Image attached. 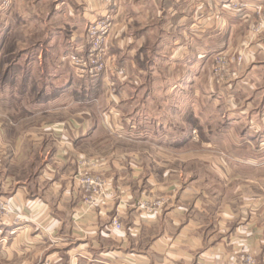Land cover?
Listing matches in <instances>:
<instances>
[{
  "label": "crops",
  "instance_id": "obj_1",
  "mask_svg": "<svg viewBox=\"0 0 264 264\" xmlns=\"http://www.w3.org/2000/svg\"><path fill=\"white\" fill-rule=\"evenodd\" d=\"M237 1L243 10H230L229 0H14L7 20L18 9L40 21L22 9L52 7L42 21L43 61L0 81V195L14 210L9 219L21 218L4 225L15 233L0 244L5 255L24 264H236L252 255L264 264V32H252L264 0ZM103 18L109 68L133 73L132 82L117 80L118 96L106 76L80 80L67 60ZM222 52L244 55V78L228 99L248 106L224 113L231 122L214 133L205 119L221 113H206L205 104L221 103L210 69ZM37 69L54 74L34 78ZM105 91L114 112L99 106ZM241 124L244 132H233ZM216 147L239 169L207 161L214 169L205 174V149ZM83 172L106 180L91 206Z\"/></svg>",
  "mask_w": 264,
  "mask_h": 264
},
{
  "label": "rangeland",
  "instance_id": "obj_2",
  "mask_svg": "<svg viewBox=\"0 0 264 264\" xmlns=\"http://www.w3.org/2000/svg\"><path fill=\"white\" fill-rule=\"evenodd\" d=\"M233 2V3H232ZM229 9L230 10H243L245 8V4L241 1H237V0H229ZM12 7H14V0H12V4L10 8H3V2L0 1V81L3 78H8V77H21L22 74L24 73V68H25V64L29 63V62H42L44 55H43V51L47 49V44H46V35H47V27H44V25L42 24V21H44L47 18V13L51 11V7L52 4H46L43 9L46 11V13H43V9L39 8L37 6H35V4H31L30 8H25L22 9V14L25 11H33L32 13H34L35 15H37L41 20H35L33 22H28L26 21L27 18H29L27 15L26 17H20L19 14V10H16V15H14V18H12L11 20H7L4 15L8 13V11H10L12 9ZM25 7V6H24ZM23 7V8H24ZM40 9L42 10L40 12ZM257 15L259 16L258 21L255 22L254 26H253V35L254 36H259L261 33L264 32V7L263 8H257ZM4 16V17H3ZM24 18V19H22ZM44 19V20H43ZM51 32V31H50ZM86 32V30H85ZM109 39V37H108ZM109 43L111 42V39H109ZM226 53L222 52L220 54L215 55L213 61L214 63L211 65V71H210V78L213 79L216 87L218 88L217 93L221 94V103L218 105H214L212 103H206L205 104V111L210 112L209 114H212L213 112L218 113V111L220 110V119L218 121L217 118H214L212 121L211 116L209 115L211 119L206 118L205 119V127H211L214 130V133L217 132L218 130L222 131L223 129H225L224 127L228 126L229 123L231 121L228 120V115H223L224 113H227L229 110H245L246 106H248V104H246L245 102H232L228 99V93L233 92V89L235 88V85H237L239 82L242 81V79L244 78V71H242V67H244V62H245V58L243 54L240 53H235V52H231V53ZM239 57H242V61L238 62V61H234V64H232V68L231 70L236 71L237 72V77L236 78H221L218 77V64L219 61L222 59H231V58H235L236 60H238ZM220 58V59H219ZM233 62V61H232ZM19 64V65H18ZM113 66V64H112ZM117 67V66H114ZM42 68V67H39ZM113 70V69H112ZM13 72V75L11 76V73ZM224 72V71H222ZM26 73V72H25ZM121 73V76L118 75ZM226 74V72H224ZM54 74L53 72H51L50 70H45L44 72L40 71V70H36L33 73V77L34 78H40L42 75L49 77L50 75ZM10 75V76H9ZM132 75V77H131ZM107 77V83L111 86H113V91L110 92L111 95L114 96H118V92L119 89H122V87H120L121 85L118 84L119 81H117L119 78H125L127 79L129 82H132V78H133V73L130 70H127V68L124 67L123 70H120L118 72H113L111 71V69H109L108 74L106 73L103 77ZM102 77V78H103ZM117 81V82H116ZM114 83V84H113ZM106 84V83H105ZM16 88H14L15 90ZM20 89V86L17 87V90ZM127 93H128V97L132 96L133 94V89H132V85L130 84L129 87L126 88ZM103 95L102 98V102L99 105L102 110L105 112H114V109H117L116 105L114 106H107L105 105V99L106 97L108 98L111 95L106 94L105 91V95L104 92L101 94ZM31 98V99H30ZM29 100L32 101L33 97H30ZM110 100V97H109ZM227 100V101H226ZM107 101V99H106ZM104 102V104H103ZM118 104V103H117ZM119 107V106H118ZM100 108V109H101ZM113 108V109H112ZM231 110V111H232ZM101 111V110H100ZM128 111H131L130 109H128ZM227 116V117H226ZM217 117V115H216ZM193 118H191V122L189 125V128H192V124H193ZM116 122H119L118 120H116ZM196 123V122H195ZM113 125V120L112 118L109 119V125ZM195 125V124H194ZM179 126V124H178ZM196 126V125H195ZM192 130V129H191ZM243 130H245L244 125H238L237 127H235L233 129V132H242ZM244 132V131H243ZM237 134V135H238ZM215 134L210 133V135H203L201 137H203V139H205V141H208L210 138H212ZM243 136H241L242 138L241 141H243V138L245 137V135L242 133ZM198 133L197 131L192 132L191 137L195 140L198 141L199 137H198ZM219 135H217L216 137L218 138ZM227 136V135H226ZM117 137V136H116ZM233 137H236V134L233 133ZM240 137V136H238ZM228 138V136L226 137ZM118 140L119 137H117ZM259 142L264 145V135H262L260 138ZM226 139H224L225 141ZM224 141H220V142H224ZM243 144V143H242ZM241 144V145H242ZM264 148V147H263ZM191 153V152H189ZM205 158H206V164L204 166L205 169V174H207L208 171H213L214 168H211L212 164H210L211 162L215 161V164L217 163L218 166V161L221 162L223 165H220L219 168L229 172V170L232 171V169H239V166L235 165V161L233 159L232 156H229L228 151L227 150H220L219 148H213V149H205ZM237 154L244 156L245 155V151L244 150H237L236 151ZM263 154V152H261ZM160 158H162L160 155H158ZM232 157V158H231ZM233 159V160H232ZM207 161H209L207 163ZM232 163V164H231ZM253 164H256L257 162H251ZM263 163V162H262ZM262 163H257V165H261ZM231 164V165H230ZM235 166H232V165ZM244 165V164H242ZM216 166V165H215ZM179 168V167H178ZM196 168H200L199 166H196L195 164L192 165L191 167L188 168V170L191 171V173H194V171L196 170ZM219 170V169H218ZM241 173V172H238ZM243 173V172H242ZM78 181L80 183V186L82 188V191H85L88 195L85 199L86 203H88L90 206L94 205L98 202V200H100V198L102 196H104L105 192H106V180L105 178L100 175V174H96V173H92L89 174L87 172H83L82 174H79L78 176ZM91 179L92 181L94 180L95 183L91 184L90 182L88 183L87 180ZM98 180H100L103 184L98 183ZM0 244H11L10 241L12 238H14L15 233L12 230H5L4 225H6V223H8L9 225H11L12 223L19 224L21 223V218L14 216L13 220H10V215L14 210L11 208L9 202L0 195ZM143 208H146L150 211H152L151 206L149 205H145V204H141L140 205ZM24 221V220H23ZM14 226V225H12ZM3 245H0V264H24L22 262V257L17 256L16 254H14L13 256H8L5 255L4 252L1 251V248L3 250ZM247 256H252V255H247ZM242 257V259L237 262L236 264H243L245 257ZM254 257V256H253ZM255 258V257H254ZM256 259V258H255ZM29 264H50L46 261H39V262H32ZM256 264H258L257 260H256Z\"/></svg>",
  "mask_w": 264,
  "mask_h": 264
},
{
  "label": "built area",
  "instance_id": "obj_3",
  "mask_svg": "<svg viewBox=\"0 0 264 264\" xmlns=\"http://www.w3.org/2000/svg\"><path fill=\"white\" fill-rule=\"evenodd\" d=\"M0 1L3 2V8L7 9L11 7L12 0ZM104 1L112 2V0ZM110 32L111 23L108 18H103L91 23L87 26L85 32V40L87 42L86 48L83 50H76L67 56L71 68L80 80L94 83L106 73L108 74L110 68L107 58V42ZM234 61L240 62L242 61V57H239L238 60L235 58L221 59L217 68L218 77L236 78L237 72L231 70ZM120 70L123 69L118 67L111 68L112 73ZM222 71L226 72V74ZM110 90L111 92L113 91L112 85L110 86ZM87 182L91 184L95 183V181L91 179H88ZM98 183L103 184L100 180H98ZM114 225H116L117 228H121L117 221H114ZM243 264H256V259L253 256H247Z\"/></svg>",
  "mask_w": 264,
  "mask_h": 264
}]
</instances>
